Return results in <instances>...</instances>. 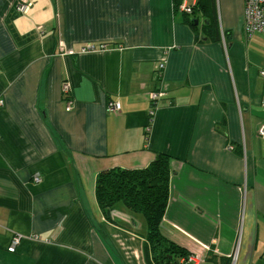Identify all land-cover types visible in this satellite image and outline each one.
I'll return each mask as SVG.
<instances>
[{"label": "crops", "instance_id": "1", "mask_svg": "<svg viewBox=\"0 0 264 264\" xmlns=\"http://www.w3.org/2000/svg\"><path fill=\"white\" fill-rule=\"evenodd\" d=\"M182 1L0 0V264H146L144 218L106 221L94 184L160 154L167 237L201 264H264V36L243 0H214L216 30Z\"/></svg>", "mask_w": 264, "mask_h": 264}, {"label": "trees", "instance_id": "2", "mask_svg": "<svg viewBox=\"0 0 264 264\" xmlns=\"http://www.w3.org/2000/svg\"><path fill=\"white\" fill-rule=\"evenodd\" d=\"M176 5L178 7L179 3ZM200 11L208 16V27L213 26L216 30L214 0H197L191 15ZM170 177V158L160 154L145 169L113 168L101 171L95 179V200L106 221H112L111 213L117 204H123L130 212L144 218L147 226L143 246L146 264H179L190 255L162 230ZM222 264H231V260H222Z\"/></svg>", "mask_w": 264, "mask_h": 264}, {"label": "built area", "instance_id": "3", "mask_svg": "<svg viewBox=\"0 0 264 264\" xmlns=\"http://www.w3.org/2000/svg\"><path fill=\"white\" fill-rule=\"evenodd\" d=\"M197 0H183L179 5L178 10L186 15H191L193 8L195 7ZM30 4L26 1L20 2L16 5L15 10L19 14H26ZM243 31L247 38H251L254 35L264 36V0H243ZM94 48L83 49L82 51H93ZM165 65L159 64L157 67V78L160 79L161 73L164 70ZM261 76H264V71L260 72ZM63 93L69 92V85H63ZM165 93L161 90L153 91L149 94L150 110L149 116L152 117L159 106V102L165 98ZM3 105V101H0V106ZM71 103H68L67 109H70ZM262 105L264 106V99L262 100ZM107 113H118L120 111V105L118 102H110L106 106ZM257 135L264 138V126H261ZM231 149V148H229ZM33 181L39 183V177H34ZM37 236H33V240H37ZM22 238L20 236H14L11 240L10 246L7 251L9 253H14L16 248L19 246ZM207 251L209 248H203ZM201 259L196 254H190L188 258L182 259L179 264H201Z\"/></svg>", "mask_w": 264, "mask_h": 264}, {"label": "rangeland", "instance_id": "4", "mask_svg": "<svg viewBox=\"0 0 264 264\" xmlns=\"http://www.w3.org/2000/svg\"><path fill=\"white\" fill-rule=\"evenodd\" d=\"M33 182H34V181H33ZM238 247H239V239L236 240V249H238Z\"/></svg>", "mask_w": 264, "mask_h": 264}]
</instances>
